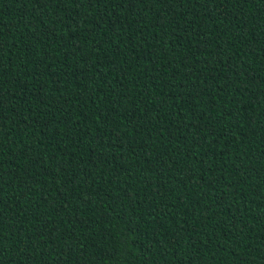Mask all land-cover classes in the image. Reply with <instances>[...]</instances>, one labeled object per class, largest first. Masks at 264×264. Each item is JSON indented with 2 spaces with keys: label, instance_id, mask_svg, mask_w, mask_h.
<instances>
[{
  "label": "trees",
  "instance_id": "1",
  "mask_svg": "<svg viewBox=\"0 0 264 264\" xmlns=\"http://www.w3.org/2000/svg\"><path fill=\"white\" fill-rule=\"evenodd\" d=\"M0 264H264V0H0Z\"/></svg>",
  "mask_w": 264,
  "mask_h": 264
},
{
  "label": "snow or ice",
  "instance_id": "2",
  "mask_svg": "<svg viewBox=\"0 0 264 264\" xmlns=\"http://www.w3.org/2000/svg\"><path fill=\"white\" fill-rule=\"evenodd\" d=\"M88 2L90 3L91 0H88ZM168 2L171 3V0H168ZM245 2H246V0H245ZM134 3L143 4L144 0H128V7L131 8ZM81 6H83V4H81Z\"/></svg>",
  "mask_w": 264,
  "mask_h": 264
}]
</instances>
